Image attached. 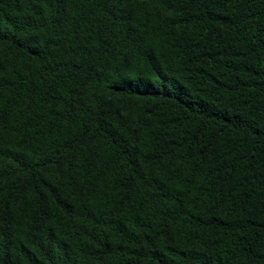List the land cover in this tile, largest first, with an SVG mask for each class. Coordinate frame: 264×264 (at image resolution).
I'll use <instances>...</instances> for the list:
<instances>
[{"label":"trees","instance_id":"1","mask_svg":"<svg viewBox=\"0 0 264 264\" xmlns=\"http://www.w3.org/2000/svg\"><path fill=\"white\" fill-rule=\"evenodd\" d=\"M0 264H264V0H0Z\"/></svg>","mask_w":264,"mask_h":264}]
</instances>
